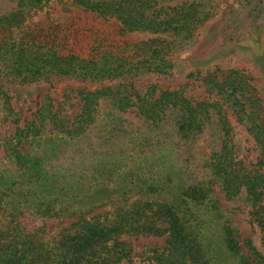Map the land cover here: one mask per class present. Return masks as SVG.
Returning a JSON list of instances; mask_svg holds the SVG:
<instances>
[{
	"label": "trees",
	"instance_id": "16d2710c",
	"mask_svg": "<svg viewBox=\"0 0 264 264\" xmlns=\"http://www.w3.org/2000/svg\"><path fill=\"white\" fill-rule=\"evenodd\" d=\"M50 1L17 0L15 12L0 16V100L6 117L15 112L10 92L16 85L75 78L85 86L65 95L77 100L75 116L54 110L47 95L33 119L23 126L20 117L13 121L15 143L0 148V264L129 263L134 250L123 236L139 233L166 236L165 246L153 250L155 264H264V254L234 225L218 194L233 201L245 193L249 221L264 232V107L250 95L248 76L238 70L219 74L218 67L190 73L206 85L203 100L189 97L183 87L139 84L142 75L170 73L173 47L192 38L211 16L207 5L68 0L84 12L114 18L121 36L136 30L165 34L131 42L76 20L57 23L50 39L29 21L31 11ZM105 102L117 115L98 134ZM128 111L140 117L139 136L125 131ZM232 114L254 136L258 163L240 157ZM213 123L222 138L210 154L209 174L186 185L183 166L161 161ZM49 129L77 149L56 160L40 154L33 144ZM169 129L174 132L165 138L171 141H160ZM121 132L129 134L131 144L121 149L134 152L113 157L112 144ZM91 137L102 138L103 150L84 144ZM146 140L151 147L157 143L142 156L150 148H144ZM136 193L148 198L133 201ZM28 215L43 220L29 227ZM52 218L61 226L50 232Z\"/></svg>",
	"mask_w": 264,
	"mask_h": 264
},
{
	"label": "rangeland",
	"instance_id": "374dc122",
	"mask_svg": "<svg viewBox=\"0 0 264 264\" xmlns=\"http://www.w3.org/2000/svg\"><path fill=\"white\" fill-rule=\"evenodd\" d=\"M189 1H195L198 5L206 4L212 12L211 16L199 24L192 38L181 41L173 47L174 67L170 73L142 75L139 78L140 86L156 83L161 88L183 87L189 97L203 100L208 95L206 85L199 78L190 77V73L205 72L218 67L221 70L219 74L225 71V75H227L231 70H238L241 74L248 76L251 84L250 95L264 107V0H168V3L179 5ZM16 8L17 0H0V16L15 12ZM31 14L30 23L37 24L38 29L44 28V33L50 39L51 31L57 23H67L71 20H76L80 24L102 27L107 32L106 36L114 30L115 38L131 42L165 35L136 30L121 36L117 31V23L114 18L106 20L84 12L82 8L71 4L68 0H51L42 8L31 11ZM1 36L2 34H0ZM83 86L85 83L75 78H63L53 83L39 80L30 84L16 85L10 92V102L15 110L14 113L6 117L5 104H1L0 100V148L15 143L14 128L16 124L13 121L20 117V123L23 126L27 120L33 119L34 113L42 106L47 95L52 96L54 110L61 107L67 111L68 115L75 116L79 109L77 100L66 99L65 95L72 94ZM101 115L100 127L97 129L98 134H102V129L108 127V121L115 119L117 111L111 107L109 102H105ZM231 120L234 125V142L240 157L247 160L252 159L258 163L260 151L256 147L254 136L249 132L245 123L240 122L234 114H232ZM140 123V117L135 112L128 111L123 114L125 131L131 135H141L135 129ZM169 130L159 137L162 139L160 141H165V139L166 142L171 141V136L165 138L174 132L172 129ZM128 136L129 134H123V132L119 134V139H116V142L112 144V147L115 148L112 153L113 157L134 152L129 149V152L121 149L122 145L126 147L124 143L130 144ZM221 138L219 127L213 123L206 127L201 134L191 137L187 143H180V148H177L173 154H166L161 163H167L170 160V162L176 163L177 169L183 166V169L186 170L183 174V178L188 183L186 185L205 181L204 176L209 174L210 154L221 143ZM83 142L88 148L96 147L98 150H103L101 147L102 138L91 137ZM156 143H151V147L149 141L146 140L145 144L147 145L144 148L147 146L150 148H145L141 155L149 156L150 149H153ZM33 147L46 158L56 160L69 153L72 154L78 145L72 144L64 134L49 129L36 138ZM150 157L153 158L151 155ZM250 167L252 166L250 165ZM214 188L219 190L218 185ZM218 194L222 200V208L232 215L234 225L238 227L244 237L251 236L256 246L264 254V232L256 222L249 221L252 219L251 208L246 194H241L233 201L227 200L221 192ZM139 198L145 199L146 197L136 193L132 200ZM42 220V217L28 215L25 223L31 227L38 225ZM57 221L54 218L50 220L48 227L50 232L61 226ZM123 238L130 240L134 252L132 261L122 264H155V260L152 258L153 250L162 248L166 244V236L154 234L139 233L131 236L124 235ZM220 260L222 261V258Z\"/></svg>",
	"mask_w": 264,
	"mask_h": 264
}]
</instances>
